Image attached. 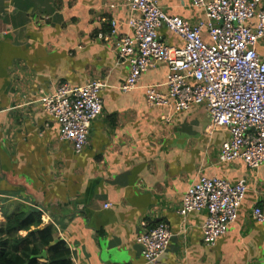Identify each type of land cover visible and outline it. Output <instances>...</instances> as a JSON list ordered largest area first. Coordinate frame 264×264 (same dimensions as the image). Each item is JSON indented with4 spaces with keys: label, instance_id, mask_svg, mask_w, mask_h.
<instances>
[{
    "label": "crops",
    "instance_id": "crops-1",
    "mask_svg": "<svg viewBox=\"0 0 264 264\" xmlns=\"http://www.w3.org/2000/svg\"><path fill=\"white\" fill-rule=\"evenodd\" d=\"M155 1L191 23L205 17L190 0ZM128 17L124 0H0V223L18 208H36L74 264H148L137 238L158 223L172 238L154 264H264V223L251 218L264 205V166L220 162L229 135L209 133L202 105L180 112L147 106V86L166 91L165 65L142 74L136 88L120 89L129 68L118 62L113 38L97 34L112 18L128 34ZM158 33L168 45H183L164 26ZM256 51L264 58V39ZM91 81L102 84V112L77 154L39 99L61 83ZM199 174L247 186L236 221L213 246L202 242L205 211L177 213Z\"/></svg>",
    "mask_w": 264,
    "mask_h": 264
},
{
    "label": "built area",
    "instance_id": "built-area-1",
    "mask_svg": "<svg viewBox=\"0 0 264 264\" xmlns=\"http://www.w3.org/2000/svg\"><path fill=\"white\" fill-rule=\"evenodd\" d=\"M124 2L129 9L124 23L129 33L120 35L122 24L112 18L108 31L97 34L99 39L113 38L118 62L129 68L120 89L128 92L136 88L142 74L165 65L162 86L166 91L157 85L147 86V106L180 112L202 105L209 118V133L223 129L229 135L220 146V162L241 160L249 169L264 166V58L256 51L257 43L264 39L263 1L190 0V5L205 15L195 23L167 15L155 0ZM163 26L183 41L181 47L163 40L158 33ZM101 88L98 81L79 87L61 83L39 99L41 109L58 126L59 138L69 141L77 154L87 145L91 123L102 112ZM246 191L244 180L231 184L199 174L184 190L177 213L185 218L205 211L202 242L213 246L236 221ZM251 218L264 223V205H255ZM171 238L165 223L143 231L137 243L144 261L156 263Z\"/></svg>",
    "mask_w": 264,
    "mask_h": 264
},
{
    "label": "trees",
    "instance_id": "trees-1",
    "mask_svg": "<svg viewBox=\"0 0 264 264\" xmlns=\"http://www.w3.org/2000/svg\"><path fill=\"white\" fill-rule=\"evenodd\" d=\"M41 217L34 207L18 208L4 217L0 264H74L68 246L63 240L55 241L54 227L44 225Z\"/></svg>",
    "mask_w": 264,
    "mask_h": 264
},
{
    "label": "water",
    "instance_id": "water-1",
    "mask_svg": "<svg viewBox=\"0 0 264 264\" xmlns=\"http://www.w3.org/2000/svg\"><path fill=\"white\" fill-rule=\"evenodd\" d=\"M41 256H45V253L43 252Z\"/></svg>",
    "mask_w": 264,
    "mask_h": 264
}]
</instances>
